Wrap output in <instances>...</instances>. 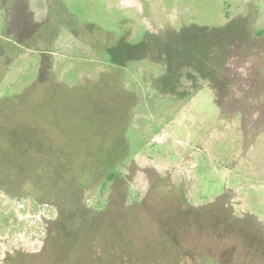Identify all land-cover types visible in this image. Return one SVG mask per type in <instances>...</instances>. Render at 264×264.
I'll list each match as a JSON object with an SVG mask.
<instances>
[{
	"label": "rangeland",
	"instance_id": "rangeland-1",
	"mask_svg": "<svg viewBox=\"0 0 264 264\" xmlns=\"http://www.w3.org/2000/svg\"><path fill=\"white\" fill-rule=\"evenodd\" d=\"M212 206L264 226V0H0V264L217 261Z\"/></svg>",
	"mask_w": 264,
	"mask_h": 264
},
{
	"label": "trees",
	"instance_id": "trees-1",
	"mask_svg": "<svg viewBox=\"0 0 264 264\" xmlns=\"http://www.w3.org/2000/svg\"><path fill=\"white\" fill-rule=\"evenodd\" d=\"M114 175L115 174L113 172H109L108 174L105 175L106 180L104 179L101 183V187H100L101 192H100V194H98V197H100V198L98 199V202L96 201L98 203L97 205L100 204L99 200L101 201L102 197H104L103 195H104V191L107 189V182L112 180ZM27 197H29L31 199L36 198V196H34V195H28ZM184 198H185V202L187 203L188 201L186 200V194H185ZM95 200H97V198ZM187 205L189 206L188 210H187V211H189V215L192 216V218L198 219L200 217L199 207H195L194 205H190L188 203L186 204V206ZM211 209H212L211 212L208 211L209 213L206 214L207 219L210 218V216H208L210 213L216 211L213 206L211 207ZM229 213L230 214L227 213V215H226V221L227 222L225 221V224H222V226H220V227L218 225L215 226L216 225L215 221L213 222L212 219H208V221H209L208 223H211V224L207 226V230H208L207 235L210 236L211 234H214V232L216 230L219 234L218 235L219 236L218 241L221 245L218 246L216 244H208V245H206L207 246L206 248H208L210 246L214 247L217 255L219 256V259L216 261V260L210 258L209 256L203 255L201 252H199L198 249H196L197 252L199 253L198 254V256L200 258L199 264H204V262H203L204 260H205V264H249V262L247 261L248 258L245 257L246 252H244L247 250H249V253L251 255L250 257L253 260L254 264L256 261L263 260L262 257L264 258V226L258 228V225H257L256 229H251V225L250 226L247 225V223L240 221L238 216L232 215L231 212H229ZM194 215H195V217H194ZM203 216H205V215H203ZM218 216H221L220 211H219ZM215 217L217 220L216 215H215ZM7 218H8L7 215L3 214L2 212L0 213V231L3 230V227L5 228L8 225L6 223ZM231 220H233L236 223V225L234 224L235 229H233V231L231 230V232H233L231 234V236L233 237L232 240L237 241L236 245L233 248L230 246L231 245L230 242H232V240H230L228 238L230 230H229V228H227V227H229V224H233V221H231ZM185 225H187V224H184L183 227H186ZM251 234L255 237V241H253V242H256V243L252 244L251 249H249L245 235L250 236ZM193 246H192V249H194ZM206 248L203 250V252L206 250ZM225 254L231 255V256L235 255V256L230 261H228L224 258Z\"/></svg>",
	"mask_w": 264,
	"mask_h": 264
},
{
	"label": "flooded vegetation",
	"instance_id": "flooded-vegetation-1",
	"mask_svg": "<svg viewBox=\"0 0 264 264\" xmlns=\"http://www.w3.org/2000/svg\"><path fill=\"white\" fill-rule=\"evenodd\" d=\"M247 211H249V210H247ZM250 212V211H249ZM251 214H253L252 212H250Z\"/></svg>",
	"mask_w": 264,
	"mask_h": 264
}]
</instances>
